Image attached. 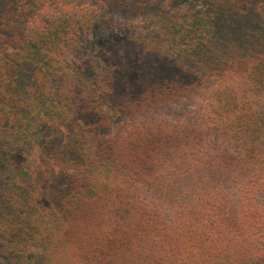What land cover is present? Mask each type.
Segmentation results:
<instances>
[{"label": "trees", "instance_id": "1", "mask_svg": "<svg viewBox=\"0 0 264 264\" xmlns=\"http://www.w3.org/2000/svg\"><path fill=\"white\" fill-rule=\"evenodd\" d=\"M176 1L0 0V264H264V0Z\"/></svg>", "mask_w": 264, "mask_h": 264}, {"label": "rangeland", "instance_id": "2", "mask_svg": "<svg viewBox=\"0 0 264 264\" xmlns=\"http://www.w3.org/2000/svg\"><path fill=\"white\" fill-rule=\"evenodd\" d=\"M61 1L66 6H74L79 9L82 8L84 12H87L86 10L90 8L91 14H98L100 19L102 20L101 23L110 20L111 21L110 24H113L116 27V29L114 28L116 32L129 30V31L121 32L123 34H126L124 36H132V35L138 36V29L135 28V24L142 23L144 21L152 22L149 19L150 18L149 14H152L151 12H145L144 10L140 11L138 9L137 11H135L133 9L134 7L133 2L136 0H126L125 4L117 3L110 0H61ZM162 1L166 2L168 6H171L177 2L176 0H162ZM179 1H182V6H183L182 12L183 13L186 12L187 8L190 5V1L189 0H179ZM159 23L163 24L162 22ZM129 32L130 35H128ZM180 109H176L173 110L172 112H169L168 116L171 117L176 114L178 115L181 112Z\"/></svg>", "mask_w": 264, "mask_h": 264}]
</instances>
